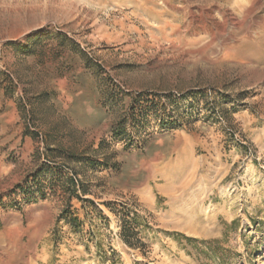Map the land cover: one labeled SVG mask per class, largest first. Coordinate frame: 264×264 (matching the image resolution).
<instances>
[{
	"label": "rangeland",
	"instance_id": "1",
	"mask_svg": "<svg viewBox=\"0 0 264 264\" xmlns=\"http://www.w3.org/2000/svg\"><path fill=\"white\" fill-rule=\"evenodd\" d=\"M0 264H264V0H0Z\"/></svg>",
	"mask_w": 264,
	"mask_h": 264
},
{
	"label": "trees",
	"instance_id": "2",
	"mask_svg": "<svg viewBox=\"0 0 264 264\" xmlns=\"http://www.w3.org/2000/svg\"><path fill=\"white\" fill-rule=\"evenodd\" d=\"M122 128H123V123L120 122L117 128L114 130L115 135H117ZM52 152H57V156L64 158L66 160H77L76 156L70 153L69 151H63L58 148H55L52 150ZM62 192H63V196H65L66 202H68L71 200L72 197L81 199L82 196L88 194L89 191L81 180H77L73 177H66L65 182H63L62 184ZM59 218L60 219L65 218L70 223H74L75 221H77V219L73 217L71 213L68 212V208H66L61 212ZM121 221L124 222V224L121 225V239L123 243L126 244L127 246L134 247L135 243L133 241L136 240L135 233L133 229L130 227V225L126 223L125 220H121Z\"/></svg>",
	"mask_w": 264,
	"mask_h": 264
}]
</instances>
